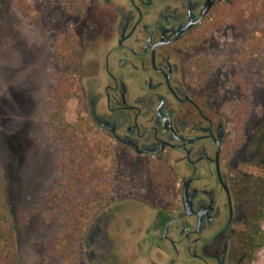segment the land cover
<instances>
[{
  "label": "flooded vegetation",
  "instance_id": "1",
  "mask_svg": "<svg viewBox=\"0 0 264 264\" xmlns=\"http://www.w3.org/2000/svg\"><path fill=\"white\" fill-rule=\"evenodd\" d=\"M101 1L108 27L84 29L78 58L87 117L109 139L111 189L80 241L83 264H247L256 182L187 56L220 30L227 0Z\"/></svg>",
  "mask_w": 264,
  "mask_h": 264
},
{
  "label": "rangeland",
  "instance_id": "2",
  "mask_svg": "<svg viewBox=\"0 0 264 264\" xmlns=\"http://www.w3.org/2000/svg\"><path fill=\"white\" fill-rule=\"evenodd\" d=\"M101 2L0 0V168L23 264H83L80 241L92 215L108 204L109 139L87 117L88 72L85 67L80 70V51L69 62L58 47L66 28L73 29L79 46L89 25L100 33L107 29L109 12ZM219 27L194 42L187 53L188 68L209 92L210 107L223 115L234 162L245 170L249 186L256 182L260 194L264 190V165L258 168L264 163V83L259 77L264 65V0H227ZM246 27L254 29L251 40H246ZM100 44L101 49L105 43ZM90 51L86 50V59L91 58ZM66 79L74 93L60 99L58 89ZM82 121L89 129L78 138H84L92 152L87 164L96 170L92 175L87 171L89 175L80 181L70 177L74 172L69 168L78 162L74 145L56 129ZM98 177L106 182L105 199L97 192ZM61 181L68 188H57ZM260 224L264 229V218ZM248 255L247 264H264V247Z\"/></svg>",
  "mask_w": 264,
  "mask_h": 264
},
{
  "label": "trees",
  "instance_id": "3",
  "mask_svg": "<svg viewBox=\"0 0 264 264\" xmlns=\"http://www.w3.org/2000/svg\"><path fill=\"white\" fill-rule=\"evenodd\" d=\"M256 3V0H254ZM234 4V3H233ZM248 27L245 28L244 34H247L246 40L252 39V33L254 31L253 28H251V31H248ZM249 37V38H248ZM250 39V40H251ZM79 42L77 41V37L75 36V33H73V29H65L63 31V36L59 40L58 47L62 50V52L65 54V60L71 61V59H74L77 55V52L80 51ZM245 54V52H244ZM259 77L264 83V65L261 67V71L259 74ZM69 80H64L65 86H60L58 89V94L60 96V99H68L71 97L74 93V90L71 88V82L68 83ZM68 83V84H67ZM88 126L85 121L80 122L78 125L70 126L69 124H60L56 131L57 134L66 141H72L70 144L74 145L75 152L74 154L78 156V162L75 163V166H71L69 168L70 171L74 172L73 174H70V177L72 175L75 176L76 179H79L80 181L86 179V177L89 175L87 174V171L93 170L92 167L89 168L88 162L89 157L91 156V153L89 148L86 147L84 138H78V135L81 133L83 135L86 131H88ZM85 163V166L83 165ZM88 163V164H87ZM263 164H259L258 168H262ZM76 172L78 174L76 175ZM87 172V173H86ZM103 178L98 177L97 182H100V187L97 189V192L100 194V197L102 199H105L104 196L106 195L105 191V183L103 184ZM71 185V181L68 179L67 186ZM57 188H63L62 190H65L66 185L61 182H57L56 185ZM104 187V188H103ZM264 218V190H262L259 194V202H258V215L256 218V222L254 223L252 229H249L246 233L247 235V242H248V248L251 252H254L258 250L261 247H264V229L261 228V221ZM14 223L10 217L8 205L4 199L3 194V179H2V171L0 168V264H23L21 262V259L17 253L16 249V242H15V233H14ZM250 259V257H249ZM248 263V262H247Z\"/></svg>",
  "mask_w": 264,
  "mask_h": 264
}]
</instances>
